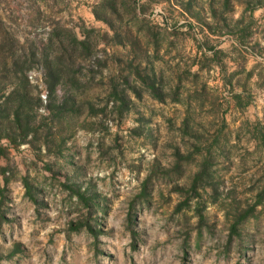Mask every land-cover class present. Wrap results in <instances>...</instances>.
<instances>
[{"label":"rangeland","instance_id":"1","mask_svg":"<svg viewBox=\"0 0 264 264\" xmlns=\"http://www.w3.org/2000/svg\"><path fill=\"white\" fill-rule=\"evenodd\" d=\"M0 105V264H264V0H0Z\"/></svg>","mask_w":264,"mask_h":264},{"label":"trees","instance_id":"2","mask_svg":"<svg viewBox=\"0 0 264 264\" xmlns=\"http://www.w3.org/2000/svg\"><path fill=\"white\" fill-rule=\"evenodd\" d=\"M21 74H22V77L23 79L27 82V76L25 74V71L24 69H21ZM54 84H55V81H52L49 83V87L51 90H53V87H54ZM26 93H24V97L23 98H26L25 96ZM36 103H39V99L36 98ZM0 114L1 116H4L6 119H8V122L9 120L15 124L16 126V129L18 130V132L20 133V135L22 136V139L21 141L24 140V138L31 132V129H30V123L28 122L29 120H22L21 118V113H20V109L18 108H14L12 109L11 111L5 106V108H1V105H0ZM7 134V137L10 138V133H6ZM72 228V226H71ZM73 229H78V227H75ZM88 229L90 231H92V228L88 226ZM131 232L134 234L133 230H131Z\"/></svg>","mask_w":264,"mask_h":264},{"label":"built area","instance_id":"3","mask_svg":"<svg viewBox=\"0 0 264 264\" xmlns=\"http://www.w3.org/2000/svg\"><path fill=\"white\" fill-rule=\"evenodd\" d=\"M45 96H46L45 94H42V97H43V98H45Z\"/></svg>","mask_w":264,"mask_h":264}]
</instances>
